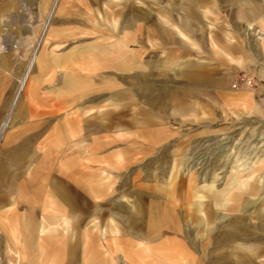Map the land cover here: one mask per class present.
<instances>
[{
  "label": "rangeland",
  "instance_id": "1",
  "mask_svg": "<svg viewBox=\"0 0 264 264\" xmlns=\"http://www.w3.org/2000/svg\"><path fill=\"white\" fill-rule=\"evenodd\" d=\"M0 2L7 3L0 34L11 38L10 51L19 57L12 47L27 40L33 54L54 0ZM260 5L61 0L39 47L54 49L44 63L59 71L42 74L37 60L29 80L44 79L47 93L73 74L75 100L60 89L59 110L43 105L40 149L30 153L34 166L22 184L27 227L24 220L23 231L0 242V264H42L64 250L69 264H191L174 248L162 214L187 229L180 240L197 241L188 247L194 264H264V118L235 106L232 95L250 72L257 85L249 91L264 93L255 71ZM56 147L61 160L72 154L71 166L58 162ZM63 172L79 197L66 215L52 195ZM99 188L104 196L94 194ZM41 223L44 233L35 230ZM52 239L72 248H48L44 256L43 242Z\"/></svg>",
  "mask_w": 264,
  "mask_h": 264
},
{
  "label": "crops",
  "instance_id": "2",
  "mask_svg": "<svg viewBox=\"0 0 264 264\" xmlns=\"http://www.w3.org/2000/svg\"><path fill=\"white\" fill-rule=\"evenodd\" d=\"M61 0H54L52 4V0H49V5L52 4V7L48 11L45 25L43 27L42 36L46 35L48 29L46 30V26H50L52 20L57 13ZM47 5L46 1L45 4ZM48 5V6H49ZM50 7V6H49ZM261 11L257 19L253 22H256L258 25L257 30L260 37V61L257 67V73L259 76L258 80L261 88H264V0H262V5H260ZM0 9H7V3L0 2ZM6 13V12H5ZM4 19V16H0V22ZM1 27V26H0ZM5 30V29H4ZM46 30V33L45 31ZM45 33V34H44ZM3 34V35H2ZM41 36V37H42ZM46 37V36H45ZM6 39L5 34H0V150L2 154L0 155V242L3 244L9 242L11 239V232H19V230L23 231L24 220L25 226L27 227V213H23L24 210L26 212V202L24 201L27 198V191L24 190L22 186L23 181H25L24 173H27V168L34 166L32 161H30V153L39 151V143L37 142L38 136L41 134L43 125L42 121L44 118L43 114V105H48L47 110H59V105L65 102V99L61 101V92L60 89L68 90V99L75 100V75L68 74L64 76L62 84H60L59 79L57 80V86L49 85V89L47 93H42L44 79L35 78L30 81V76L32 72V68L30 67V62L28 63V57L32 56V50L28 48L29 41H22L18 48L20 49V55L17 57L15 54H12V51H3L2 50V40ZM32 47H34V43H31ZM29 52V53H28ZM54 49L41 47L38 53L37 60H40V69L39 72L43 73H52L54 71H59V65H55L54 63H44L48 57L54 55ZM36 60V62H37ZM36 64V63H35ZM67 67V72L75 71L74 65ZM31 68V69H30ZM31 71H30V70ZM28 73V74H27ZM249 75L252 77V73ZM40 77L42 75L40 74ZM24 78L26 79L25 86L22 88L21 83ZM253 78V77H252ZM262 82V83H261ZM72 89V96L70 99L69 90ZM20 90V91H19ZM64 91V92H65ZM19 92V93H18ZM234 105L237 104L243 107L246 111H250L256 114H259L264 118V93L251 92L248 88H243L239 90L233 89L232 91ZM18 96V97H17ZM74 102V101H73ZM14 104V105H13ZM20 104V105H19ZM57 105V106H55ZM52 111V112H53ZM54 114V113H53ZM14 116V117H13ZM12 117L17 121L15 128L12 131H8L10 121ZM51 115L49 119H51ZM73 134L72 129L68 130V135ZM53 150L54 153H57L58 162H62L63 165L71 166L72 164V154H66L63 160L59 159L61 156L60 147H56ZM71 150V149H70ZM60 152V153H59ZM66 152V150H65ZM59 153V154H58ZM42 165L44 164V160H41ZM51 166L53 168H57V163L51 162ZM38 167V166H37ZM56 171V170H54ZM71 176L70 173L63 172L61 181L56 180L53 182V190L52 195L58 198V204L56 209L59 213H63L62 215H66L71 213V210L75 209L76 198L70 191L72 190L71 184ZM27 180V179H26ZM27 183V182H26ZM72 185V186H71ZM42 188L40 192L42 193ZM94 194L96 195H105L104 189H95ZM71 193V196H70ZM75 196V198H74ZM200 199L204 197L199 195L197 196ZM22 201L24 208H22ZM201 204L198 206L201 207ZM162 226L167 232H171L175 235L176 238H172L170 240L174 243V248L179 250V255L183 257L185 260H189L191 264L196 261L195 252L190 251L188 247H196L197 241L187 242L186 240H180L181 235L185 233L187 229H183L180 225L177 224V221H173L174 217H170L166 214H162ZM177 220V219H176ZM65 223H67L65 221ZM160 227V228H159ZM158 228L161 229V226ZM44 225L39 224L38 232L44 233L43 230ZM27 230V228H26ZM103 232V231H101ZM103 234V233H102ZM43 235V234H42ZM180 237V238H178ZM14 240H19V238L15 237ZM119 240H115L114 242H118ZM91 244V245H90ZM92 245V241L89 242V246L97 247V242ZM146 246L150 247L149 243ZM172 246V245H171ZM62 248L68 249L72 248L70 242L64 239H52L51 241L45 240L43 242V253L44 256L48 253L47 249L50 248ZM76 247V245H75ZM165 247H168L167 245ZM46 249V250H45ZM61 252V251H59ZM65 250L60 254L47 256L50 260H45L46 263L42 264H69L70 262L68 256L65 254ZM89 258V257H88ZM93 259L90 257L89 260ZM88 261V260H87ZM85 264L91 262H84Z\"/></svg>",
  "mask_w": 264,
  "mask_h": 264
},
{
  "label": "built area",
  "instance_id": "3",
  "mask_svg": "<svg viewBox=\"0 0 264 264\" xmlns=\"http://www.w3.org/2000/svg\"><path fill=\"white\" fill-rule=\"evenodd\" d=\"M10 42H11V38H6L4 41L2 40L1 46L3 51H9L11 49ZM12 48H18V46L14 45ZM256 85L257 82L255 81L254 78H252L248 73H243L237 78V80L233 84V89L235 90H239L242 88L254 89Z\"/></svg>",
  "mask_w": 264,
  "mask_h": 264
},
{
  "label": "bare ground",
  "instance_id": "4",
  "mask_svg": "<svg viewBox=\"0 0 264 264\" xmlns=\"http://www.w3.org/2000/svg\"><path fill=\"white\" fill-rule=\"evenodd\" d=\"M48 27H49V26H46L45 29L47 30ZM46 30H44L45 33H46ZM45 33H44V34H45ZM45 36H46V35H44V36L41 37L40 41L38 42V45L35 47V49H34V51H33L32 57H31V59H30V67L34 66L35 63H36V60H37V57H38L39 47L41 46L42 42L45 40ZM30 69H31V68H30ZM30 69H29V70H30ZM32 69H33V68H32ZM30 71H31V70H30ZM27 74H28V73H27ZM26 79H27V78H24V79L22 80V83H21V87H22V88L25 86ZM19 91H20V90H19ZM18 93H19V92H18ZM17 97H18V96H17ZM13 105H14V104H13Z\"/></svg>",
  "mask_w": 264,
  "mask_h": 264
}]
</instances>
